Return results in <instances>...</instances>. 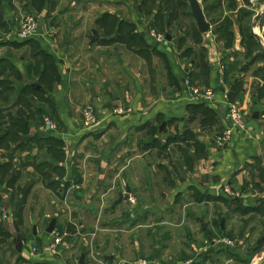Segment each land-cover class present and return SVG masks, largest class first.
<instances>
[{
	"label": "crops",
	"instance_id": "0c3cea01",
	"mask_svg": "<svg viewBox=\"0 0 264 264\" xmlns=\"http://www.w3.org/2000/svg\"><path fill=\"white\" fill-rule=\"evenodd\" d=\"M5 1L8 0H0L7 24L2 23V25L8 28L4 32L0 31V68L5 67L2 70V76H0V81H5V85L0 86L1 138L13 131L11 126L14 124L27 129L28 135H23V143H39V147H35L32 150L34 158L38 155L43 142L34 141L36 138L44 140L47 138H58L57 140L60 142L68 141L73 144L82 131L76 125L79 121L83 122V118H76V111L80 104L88 102L90 98L94 104L92 107L100 118L97 130L102 128V130L107 131V136L111 132L117 131L119 134L117 138L118 146L136 145V142L138 145L143 142L144 146L146 144L151 146L152 144H157L158 136H162L163 140L180 136L181 139L178 140L176 138L170 144L171 146L179 144L189 148L191 145V148L188 151L186 150L191 157L190 159L183 161L184 158L181 160L178 158L175 160L178 163L182 161L181 164L179 163L181 165V173L172 169L170 163H161L162 168L166 170L176 189L173 196L174 202H177L180 197L188 200L185 203V207L189 210L188 222L201 225L200 232L195 233V237L183 239L188 243L186 252L190 256L183 253L179 259L175 260L168 252H157L148 259L143 245L145 235L139 233V231L136 234L133 233V241H130L133 247V260H131L133 262L128 261L129 259L127 260L125 255L118 253L120 252L119 248H115V253H108L107 251L112 243L110 241L108 243L106 239L99 240L95 243V246H91L94 251L92 255L87 249L89 245L85 248L84 243L82 244L83 250L72 244L69 252L62 249L60 253L58 249L63 239L55 228L52 234L47 233L50 238L47 244L50 247L51 244L56 242V239L59 240L57 251L53 253L58 257L47 264H81L82 256H84L83 264H143L142 262L147 260L152 261L154 264H185L188 261H193V264H248L249 259L256 253L252 255L249 248L252 236L248 232L250 233V230L254 227L251 224H244L243 232L235 234L232 228L234 223L231 224L230 221L237 215L238 210H253L260 206L264 207V77L260 74L264 73V51L252 35L253 29L256 34H259L263 25L264 19L262 17L261 21L257 23V27L254 28L255 18L260 13L259 10L261 5H264V1L258 0L259 4L255 5L250 0H232L234 8L229 7L227 9L226 3L228 2L225 0H203L204 3L202 1V4L201 0H198L206 20L208 18L206 13L214 16L212 22L207 20V22L211 23L209 33L202 34L198 29L202 37L200 45L189 46L187 35L177 36L169 32L164 34L167 44L157 45L148 36L152 30L142 31L141 27L137 28L139 22L134 23L136 38L145 42L146 45L148 43V46L152 45L154 49H158L162 54H165L168 62L166 72L169 75L166 76L168 81L164 87V92H166L164 94L165 99L162 100V97L149 107H143L139 102V100L144 99L141 90H139L140 94L135 98H125L128 93L127 84L125 86L118 85L119 88L125 89L123 101L127 104H121V101L111 94L110 89H105V93L102 96L98 95L97 91L101 85L105 88L110 83L117 82L120 85L123 83L122 80L117 78L109 79L107 76L103 77L101 74L103 66L100 63H97L96 70L98 75L101 76L99 81L101 85H99V82L96 84L95 79H99V77H96L95 74H89V71L85 72L87 75L84 74V79L89 80V82L80 80L83 75L78 73V68L71 61V58L74 59L73 55L70 54L71 50L72 52L74 51L75 55H79L80 53L76 54V51H81L80 48L85 46L84 42H87L86 53H96L98 58L104 61V57L107 55H102V50L105 47L108 48L110 47L109 45H115L125 48L127 45L125 41H120L114 35L115 33L109 35L104 28H100L98 23L100 18H97L95 27L90 28L88 31L78 30L79 35L73 37L72 40L67 39L64 43H60L58 36L56 40L45 37L44 39H39V41H21L17 37L19 31V28L18 30L16 28L17 22L11 10L8 11L6 9ZM188 7L184 13L180 12V14L188 15V10L191 11L189 0ZM242 10L250 12L252 16L244 17L240 13ZM82 14H87V12ZM225 22L230 23L229 28L224 25ZM151 24L152 22H147L146 28L149 29ZM243 28L246 31L245 35ZM93 30H97L99 33V41L90 45L93 39ZM120 33L122 34V32ZM120 33L117 32L116 34L121 36ZM168 35L171 37L170 41H168ZM68 36H71L70 32H68ZM182 38H186V47L184 46V49L188 47L194 49V54L191 57L184 56L182 52L184 49L180 51L182 48L179 47V42ZM261 40L264 46V39ZM246 41L257 47L252 56H247L246 47L248 44ZM32 47H35V50ZM201 48L204 49L202 53H205V58L199 57ZM118 55L119 53L117 54L114 51L112 57L118 59ZM135 55L139 54L135 53ZM46 60L48 61L46 62ZM123 66L125 67V65ZM52 72L55 76L53 79L54 90L48 97L44 80H49L50 76L48 74L51 75ZM187 79L195 86L215 90L219 103L212 107L205 105L203 109L208 111L190 114L188 105L191 103L188 102L184 92V81ZM82 82H87L88 88L91 87L92 91L87 93V90L83 93V98H77V95H79L77 94L78 89H88L83 87ZM29 86L35 89L37 94H24L23 90ZM225 93H227L230 103L237 104L243 109L247 121V132L245 134H235L232 142L226 148H220L215 141L228 124ZM168 97H171V99ZM111 106L115 107L110 109ZM116 107L130 108L133 112L125 116H113L111 113ZM50 112L53 114L51 116L59 122L68 135H72L70 140H66V136L64 139L55 137L58 133H50L43 126L44 115ZM195 116L196 119L193 120ZM163 123H166V126L160 132ZM133 131L136 132L134 137L130 136L132 133L129 134V132ZM155 131H158V136L156 134L152 135ZM145 134H149V136ZM138 137L141 140H138ZM9 144L10 148H0V152L3 153L2 164L9 163L10 158H14L12 154L20 150L16 149L17 144L11 142ZM24 148L26 153H31L29 144L21 149L23 150ZM151 149L153 148L151 147ZM151 151L149 150V152ZM149 152L143 153L141 157L143 156L144 158ZM49 163L54 166L52 161ZM152 163L154 162L149 160L146 163V167L148 169H157L154 164L150 166ZM57 167L55 166L54 168ZM160 176L161 173H156L155 183H157V178ZM73 177L77 178L76 175H73ZM54 180L58 181V178ZM60 184V188L64 189L65 185H62L61 181ZM226 185L240 192L243 197L237 199V201L228 199L223 194V187ZM63 192L65 191L60 190V194ZM74 194H78L76 189L72 191V195ZM132 196L130 194V199L128 200L132 201L129 204L131 208L132 204H135ZM193 197L196 198V202L190 200ZM118 199L114 202V206L119 205L116 204ZM111 210L113 213L114 208ZM192 211H200V213L191 215ZM4 213L14 215L8 211L2 213L0 230L2 225L12 223L11 220L6 221L3 219ZM241 217L242 219H247L248 215ZM222 223L224 228H222ZM80 225L83 226V223H80ZM106 226L105 224L102 225L103 228ZM215 228L219 232L217 236L212 235V232L216 231ZM154 234L156 235V233ZM5 235L7 233L1 231V239L3 238L4 240ZM97 235L98 233L94 231L91 236L96 238ZM220 238L232 241L234 246L217 244L216 241ZM16 242L14 250L18 258H22L24 262L32 260L29 255L33 248L36 247H31L30 244H24L23 242V251L18 253L15 248ZM102 243H106L103 248L101 247ZM158 244H160L159 241ZM26 246L30 247L27 252H25ZM165 248L162 247L161 250ZM3 250L4 248L0 242V255L3 254ZM8 254H10V251H8ZM165 258H167L166 262L163 261ZM259 258L260 256L255 259L253 264H264V257ZM34 264L43 263L36 261Z\"/></svg>",
	"mask_w": 264,
	"mask_h": 264
},
{
	"label": "rangeland",
	"instance_id": "374dc122",
	"mask_svg": "<svg viewBox=\"0 0 264 264\" xmlns=\"http://www.w3.org/2000/svg\"><path fill=\"white\" fill-rule=\"evenodd\" d=\"M185 1L178 0V3H184ZM225 1L228 2L226 3L227 9L229 7L234 8L232 0ZM140 2L141 0H8L5 1L4 5L8 11L11 10L17 22V30L20 28V22L24 17L30 14L35 15L39 20V34L44 35L47 39L54 38L53 40H56L58 36L60 43H64L67 39L72 40L73 37L79 35L78 30L88 31L90 28L95 27L97 18H100L99 27L104 28L109 35L115 33L114 35L120 41H125L127 45L125 48L115 45H109L110 47L108 48L105 47L102 50V55H107L104 57V61L98 58L96 53H86L87 42H84L85 46L80 48L81 51H76V54L80 53L79 55H75L74 51L72 52L71 50L70 54L74 57V59L71 58V61L78 68V73L83 75L80 80L89 82V80L84 79V76L87 75L85 72L89 71V74H95L96 77H99V79H95L97 84L101 76L97 73L96 65L100 63L103 66V71H101L103 77L107 76L109 79L117 78L122 80L123 83L121 85L117 84V82L110 83L104 88L99 82L101 86L97 91L98 95L102 96L105 93V89H110L111 94L118 98L121 104H127L123 101L125 89L118 87V85L125 86L127 84L128 93L125 98H135L140 94L139 90H141L144 99L139 100V102L143 107H149L153 102L159 101L160 98L163 97L162 100L165 99L164 94L166 92H164V87L168 81L166 76L169 75L166 72L168 66L167 58L158 49H154L152 45L148 46V43L146 45L145 42L138 38L133 43H127V39L133 37L135 32V29H130L127 24L139 22L138 26H136L137 28L141 27L142 31L155 30L162 35L168 32L177 36L187 34L189 46L200 45L202 37L194 18H192L191 11L188 10V15L182 14L185 15L184 18L176 19L170 24L172 26L167 28L166 22L159 25L152 15V12L159 7L160 0L153 3L152 7L147 3L139 11L137 6ZM2 6L0 3V31L4 32L8 28L7 26H1L2 23L7 25ZM164 7L167 8V5L163 4L160 10L164 9ZM179 11L184 13L186 9H180ZM84 12H87V14H82ZM108 16L112 18H108ZM206 16L208 17L207 20L212 22L214 16L208 13H206ZM122 22L123 25H121ZM147 22H152V26L149 29L146 28ZM112 25H115V28H110ZM224 25L227 28L230 27L229 22H225ZM112 29L115 30L112 32ZM117 29L122 32V37L116 34ZM244 29L243 33L245 35L246 31ZM68 32H70V37ZM246 43L248 44L246 47L247 56H252L257 47L250 42L246 41ZM34 48L33 50H35ZM183 49H180V51ZM203 50L201 48L199 56L201 58L206 57L205 53H202ZM114 51L117 54L119 53L118 59L112 57ZM134 52L140 56L135 55ZM176 54L178 55V53ZM260 74L264 77V73ZM48 75L50 78L44 85L49 97V94L54 90L52 84L54 81H51V79H54L55 76L53 72ZM82 83L84 88H88L87 82ZM87 90V93L92 91L91 87L78 89L77 94L79 95H77V98H83V93ZM93 105L90 98L88 102L80 104L76 111V118L82 119L83 112L87 107H92ZM113 107L115 106H111L110 109ZM50 113H46L44 116L57 124V131L53 132L58 133L55 137L64 139L66 136V140H70L72 135H68L59 122L51 116L53 114ZM43 126L45 127V123ZM76 126L82 131L73 144L68 141H62L61 143L57 140L58 138H47L42 142V149L38 151V155L35 158L32 155V151L28 154L25 152V148L23 150L20 149L17 153L14 152L12 154L14 158H10L9 163L13 167L8 170L9 175H6V171L0 170V221L4 211L14 214L11 220L12 223H5L7 226H1L0 233L1 231L6 232L7 235H5L4 240L0 237L1 245L4 248L3 254L0 255V264H34L36 261L47 264L51 263V261L53 262V259L58 256L50 253L47 244L50 238L46 230L54 217L57 218L56 231L63 239L58 249L60 253L62 249L69 252L72 244L83 250L82 244L84 243L85 248L89 245L87 249L92 255L94 251L91 246H95V243L99 240L106 239L108 243L109 241L112 243L107 251L108 253H115V248H119L120 252L118 253L125 255L127 260L129 259L128 261L133 262L131 261L133 260V247L130 241H133V233L136 234L139 231V233L145 235L143 245L148 259L157 252H168L175 260L179 259L183 253L190 256L186 252L188 243L183 239L195 237L194 234L200 232L201 225L188 222L189 210L185 207V203L188 200L180 197L177 202H174L173 196L176 189L166 170L162 168L161 163H170L172 169L181 173L180 164L182 161L180 160L184 158L183 161H185L191 158L187 152L191 145L189 148L179 144L171 146L170 144L176 138L178 140L181 139L180 136L163 140L162 136H158L156 133L159 138L157 144H152L151 146L146 144L145 147L142 144L143 142L140 145L136 142V145L131 144L122 147L118 146L117 143L119 136L117 131L111 132L107 136V131L102 130V128L100 130L96 128L93 131L85 130L81 121ZM129 134L134 137L136 132H129ZM145 135L149 136V134ZM140 137L137 139L141 140ZM29 145L32 148L39 147V143H29ZM50 146L56 147L58 151H55L52 155L48 154ZM124 150L128 151L124 152ZM149 150L152 151L149 152ZM145 152H149V154L145 155L144 158L143 156L141 157ZM2 154L0 152V164L3 163ZM178 158H180V164L175 161ZM149 160L154 162L150 166L154 164L157 169H148L146 167V163ZM51 161L54 163L53 167L58 166L53 168L54 170L48 167L35 170L34 166H29L30 164L36 166L39 163ZM124 166L125 168H123ZM42 171H52V178H58L62 185H65L64 189H55V186L52 189L47 188L48 181H41L40 173ZM72 171L77 178L73 177ZM13 172H21L25 176L22 182L24 186H21L22 189H19L20 184H16L15 189L7 187V181ZM158 172L161 173V176L157 178V183H155V175ZM27 178H29L30 182L27 181ZM32 182L35 185L31 186L32 189H27L28 186L26 185ZM127 185L131 188V195H133L135 204H132L131 208L129 204L132 201H123L121 204L114 206L119 194L125 195ZM74 189H76L78 194L72 195ZM60 190L65 192L60 194ZM239 194L241 196L239 199H241L243 196L240 192ZM195 199L193 197L190 200L196 202ZM113 208L114 212L112 213L111 209ZM259 209H261L262 213L252 214L250 212L247 214V219H242L243 210H238L237 215L230 221L231 224L234 223L232 228L235 234L243 232L244 224H251L254 227L250 230V233L248 232L252 236L249 243L252 255L264 247V207L260 206ZM196 213L199 214L200 211H192L191 215ZM80 223H83V226ZM103 224L107 226L103 228ZM137 228L138 230H136ZM34 229L36 234H34ZM217 229L216 231L212 230V235L217 236L219 233ZM94 231L98 233L96 238L91 236ZM19 233L23 237L24 244H30L31 247H36L37 249L38 254L36 257L31 258L32 260L24 262L22 258H18L14 250L16 237ZM158 241L160 244H158ZM102 244L101 247L103 248L106 243ZM162 247L166 248L161 250ZM256 247L257 250H254ZM25 250V252L29 251L30 247L26 246ZM8 251H10V254H8ZM262 257H264V254L259 259ZM166 260L167 258L163 259L165 262ZM145 262L154 264L149 260Z\"/></svg>",
	"mask_w": 264,
	"mask_h": 264
},
{
	"label": "built area",
	"instance_id": "2783aa9c",
	"mask_svg": "<svg viewBox=\"0 0 264 264\" xmlns=\"http://www.w3.org/2000/svg\"><path fill=\"white\" fill-rule=\"evenodd\" d=\"M252 4H259L258 0H250ZM261 9L259 12H263V19H264V5H261ZM261 39H264V22L260 28V33L258 34ZM150 40L157 45H166L167 39L165 35L158 34L155 30L150 31L148 34ZM18 39L21 41H32V40H39L44 39L45 36L39 34V20L35 15H27L23 18L20 22V28L17 35ZM184 92L188 102L191 104H203L207 106H216L219 103V99L217 93L213 89H203L201 87L193 85L188 79L184 81ZM225 103L227 105V112L226 116L228 119V124L225 129L219 134L216 138V145L220 148H226L231 142L235 134L247 132V121L244 114L243 109L237 105L232 104L228 101L227 93H225ZM133 111L130 108L126 107H116L112 111L113 116H125ZM45 128L47 131L56 132L57 131V124L51 120L50 118H44ZM83 127L87 131L95 130L99 124L100 120L97 114L94 111L93 107H87V109L83 112ZM223 194L228 199L234 200L239 199L241 196L239 192L232 189L229 185H226L223 189ZM13 216L7 213H4L3 219L8 221L12 220ZM56 242L51 244L49 250L51 253L56 252L57 243ZM217 244H224L227 246H234V243L227 239H217ZM37 249L33 248L31 254L29 255L30 258H34L37 255ZM143 264H147V262L143 261ZM185 264H193V261H188Z\"/></svg>",
	"mask_w": 264,
	"mask_h": 264
},
{
	"label": "trees",
	"instance_id": "16d2710c",
	"mask_svg": "<svg viewBox=\"0 0 264 264\" xmlns=\"http://www.w3.org/2000/svg\"><path fill=\"white\" fill-rule=\"evenodd\" d=\"M156 1L155 0H141V2L139 3V5L137 7H138V9L140 11L141 8L144 5H146L147 3L152 7L153 3H155ZM262 1H264V0H262ZM174 2H176L177 5ZM187 2H188V0H186L184 3H178V0L177 1L176 0H160L159 7L152 12L154 20H156L159 25H160V23L164 24L166 22L167 28H170L172 26L170 24H172L176 19H180L181 17L184 18V16H182V14H180L179 10L180 9H184V8L185 9L189 8ZM163 4L167 5V8L164 7V9L160 10V8H161V6ZM240 13L243 14L244 17L252 16L251 13L250 12H246V10L245 11L242 10V11H240ZM108 18H112V17L108 16ZM121 25H123V22L121 23ZM1 26H3V25H1ZM127 26L130 29H134L135 28L133 24H127ZM110 28H115V25H112ZM114 30L115 29H112V32ZM117 32L120 33L121 32L120 29H117ZM136 36H137L136 33H134L133 37L127 39V43L135 42L137 40ZM27 42H30V41H27ZM184 46L186 47V38H182L181 41L179 42V47L183 48ZM182 52H183L184 56H186V57H191L194 54V51H192V49L190 47L185 48ZM47 61L48 60H46V62ZM2 70H3V68H0V76H2V74H3ZM46 81L48 82L47 79L44 80V82H46ZM51 81H53V79H51ZM3 85H5V81H0V86H3ZM23 92H24V94H29V93L37 94V91L35 89H33L32 87H30V86L26 87L23 90ZM204 106L205 105H203V104H190V105H188V111H189L190 114H194V113L199 112V111H201V112L202 111H208V110L203 109ZM193 118H194L193 120H195L196 116L193 117ZM11 129L13 131H11V132H9V133H7L6 135L3 136V138L5 140H1L3 138L0 137V148H3V147L4 148H10V144H9L10 142L13 143V144H17L16 145L17 146L16 149H21L23 146H27L29 144V143H23V140H24L23 135H28V130L27 129H25V128L21 127V126H17L16 124L12 125ZM156 133H158V131H155L152 135L154 136ZM34 141L42 142V141H44V139L36 138ZM42 146L43 145L40 146L41 149H42ZM32 150H33V148H31V146H30L29 151L31 152ZM55 151H58L56 149V147H51L50 146L48 148V154H50V155L54 154ZM11 158H13V157H11ZM29 166H32V167L34 166L35 170H40L43 167L44 168L48 167L51 170L54 168L53 164H51L49 162L40 163V164H37L36 166L34 164H30ZM12 167H13L12 164L5 163V164L0 165V170L1 171H6V175H9L8 174L9 173L8 170H11ZM1 171H0V173H1ZM40 176H41V181H43V182H45L46 180L48 181L47 182V188L52 189L53 186H55L56 187L55 189H61L60 188V185H61L60 184V180L57 181V180H54V178H52L53 177L52 176V171H42L40 173ZM24 179H25V176H23L21 172H14L10 176V179H8L7 186L9 188H11V189L12 188L15 189V185L16 184H20L19 185V189H22L21 186H24V185H22V182L24 181ZM28 179L29 178H27V181H29ZM19 182H21V183H19ZM34 185H35V183L32 182V183H29L26 186H28L27 189H32L31 186H34ZM234 200L237 201V199H234ZM259 208H256V209H253V210L252 209H242L243 210V216H246L250 212L254 213V214L255 213L256 214H260L261 209H259ZM222 234H224V233H222ZM254 250H257V247L254 248ZM250 251H252V250H250Z\"/></svg>",
	"mask_w": 264,
	"mask_h": 264
},
{
	"label": "water",
	"instance_id": "95a60500",
	"mask_svg": "<svg viewBox=\"0 0 264 264\" xmlns=\"http://www.w3.org/2000/svg\"><path fill=\"white\" fill-rule=\"evenodd\" d=\"M189 3H190L193 18L197 24L199 31L202 34L209 33L210 28H211V23L207 22L204 11L201 7V4L199 3L198 0H189ZM262 17H263V12H261L257 15V17L255 18L254 28L257 27V23L261 21ZM92 34H93V39H92L90 45H93L99 41V33L97 32V30H93ZM252 35L259 42L261 49L264 51V46L262 44L261 37L255 33L254 29L252 31ZM167 38H168V41L171 40V37L169 35L167 36ZM38 89H39V87H38ZM165 126H166V123H163L161 128H160V132H162L164 130ZM130 194H131V188L129 186H127V190H126L125 195L120 194V197H119L118 201L116 202V204H120L123 201L127 202L130 199ZM56 222H57V219L54 218L52 220L50 226L47 229L48 234H52L54 232ZM222 228H224L223 223H222ZM34 233L36 234L35 229H34ZM15 248H16V251L18 253H21L23 251V240H22L21 234L17 235V242H16ZM263 254H264V247L259 249L258 251H256V253L249 259L248 264H253L255 259L257 257L263 255ZM83 263H84V256L81 257V264H83Z\"/></svg>",
	"mask_w": 264,
	"mask_h": 264
}]
</instances>
